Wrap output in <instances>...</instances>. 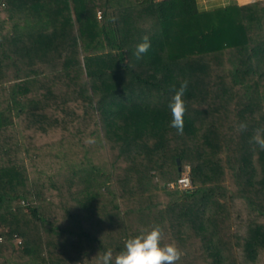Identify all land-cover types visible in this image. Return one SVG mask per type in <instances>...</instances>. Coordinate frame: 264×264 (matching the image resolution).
Segmentation results:
<instances>
[{"label": "trees", "instance_id": "1", "mask_svg": "<svg viewBox=\"0 0 264 264\" xmlns=\"http://www.w3.org/2000/svg\"><path fill=\"white\" fill-rule=\"evenodd\" d=\"M226 4L0 0V264H101L156 226L177 264H264V0ZM28 133L78 148L86 177L35 184Z\"/></svg>", "mask_w": 264, "mask_h": 264}, {"label": "clouds", "instance_id": "2", "mask_svg": "<svg viewBox=\"0 0 264 264\" xmlns=\"http://www.w3.org/2000/svg\"><path fill=\"white\" fill-rule=\"evenodd\" d=\"M224 6L226 7L227 4ZM150 47L149 37L143 36L141 42L137 43L134 49L136 59H141ZM187 86L188 81H182L179 88L174 90L168 105L171 113L170 127L175 128L177 134H183L186 113L183 97ZM239 130H247V124L240 123ZM252 142L264 151V135L259 130L253 135ZM161 241L162 230L158 226L152 227L150 230L126 239L123 249L114 258L111 249L105 250L100 257L101 264H177L182 256L181 250L174 242L162 244Z\"/></svg>", "mask_w": 264, "mask_h": 264}, {"label": "rangeland", "instance_id": "3", "mask_svg": "<svg viewBox=\"0 0 264 264\" xmlns=\"http://www.w3.org/2000/svg\"><path fill=\"white\" fill-rule=\"evenodd\" d=\"M247 1L249 2L253 0H237L236 2L245 3ZM30 98H34V94H32ZM45 119L46 118H42L43 121ZM38 127L45 130L41 124H38ZM28 134L31 139L29 142L28 151L25 153V156L22 159V166L25 168L27 177L31 180L33 179L34 182H36L35 184L43 186L44 183L42 181L47 183L48 178L52 176L54 181L58 177L60 182V180H63L64 175L67 176L71 170H75L78 173V177L82 175L86 177L84 170L87 168L84 165H80L77 160V157L80 154L78 148H75L73 145H69V143L66 144L64 142L56 144H52L53 142L43 144L39 141L38 143L41 145L35 146V139L33 138H36L37 135L33 133ZM17 137L19 138V133H17ZM69 141L70 140L67 142ZM90 176L91 177L88 178L91 180V182L94 181V174ZM36 187L37 185L35 188ZM20 204L23 205L22 202H20Z\"/></svg>", "mask_w": 264, "mask_h": 264}, {"label": "built area", "instance_id": "4", "mask_svg": "<svg viewBox=\"0 0 264 264\" xmlns=\"http://www.w3.org/2000/svg\"><path fill=\"white\" fill-rule=\"evenodd\" d=\"M168 185L170 187L176 186L182 190H190L192 188V183H191L190 177L188 175V168L185 167V169L179 175L177 180L175 182H169Z\"/></svg>", "mask_w": 264, "mask_h": 264}, {"label": "crops", "instance_id": "5", "mask_svg": "<svg viewBox=\"0 0 264 264\" xmlns=\"http://www.w3.org/2000/svg\"><path fill=\"white\" fill-rule=\"evenodd\" d=\"M231 1H237V0H197L198 6L200 8H209L217 5H223ZM248 2V1H247ZM243 3V2H240Z\"/></svg>", "mask_w": 264, "mask_h": 264}, {"label": "water", "instance_id": "6", "mask_svg": "<svg viewBox=\"0 0 264 264\" xmlns=\"http://www.w3.org/2000/svg\"><path fill=\"white\" fill-rule=\"evenodd\" d=\"M176 162L178 163V160H176Z\"/></svg>", "mask_w": 264, "mask_h": 264}]
</instances>
